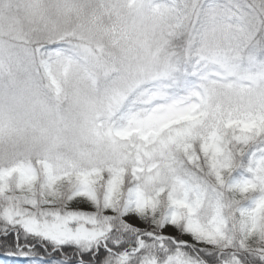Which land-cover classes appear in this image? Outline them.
Here are the masks:
<instances>
[{
    "label": "rangeland",
    "instance_id": "374dc122",
    "mask_svg": "<svg viewBox=\"0 0 264 264\" xmlns=\"http://www.w3.org/2000/svg\"><path fill=\"white\" fill-rule=\"evenodd\" d=\"M173 1L176 7L188 5L208 12L205 28L195 27L197 16L188 21L189 27L185 25L189 41L183 47L172 45L168 17L166 27L158 23L163 21L160 13L164 10L159 3L169 5L163 1L0 0V155L18 143L24 150L35 144H46L51 149L58 139L62 140L54 134L53 139L36 143L34 135L51 136L56 129L72 128L52 119L59 113L60 102L87 131L88 120L136 106L140 109L137 124L147 128L142 130L144 141L156 122L170 124L159 132L152 146L135 139L130 144L123 143L125 149L138 152L140 165L153 168L144 176V186H154L158 180L168 178L166 168H170L172 156L181 145L219 134L220 151L214 154L218 171L210 156H204L205 172L195 175V186L182 182L172 196L199 201L198 218L206 223L220 209L229 223L239 208L252 209L264 197V48L252 39L255 34L264 37V25H258L264 17V0H240L236 9L240 8L241 15L239 5L246 7L247 17L244 14L243 18L225 8L230 0ZM92 11L98 20H92ZM78 12L84 14L81 19ZM82 19L89 20L87 28L79 26ZM100 21L110 22V31L103 30ZM104 33H109L110 40ZM103 37L111 42L108 50ZM39 40L43 41L38 49L30 47ZM38 59L61 99L59 104L46 106L43 102L47 97L33 92L31 76L24 70ZM153 82L158 85L148 88ZM47 108L50 119L42 122L41 111ZM26 131L32 132V140L22 144L19 137ZM119 137L127 136L120 133ZM100 149L104 158L114 159L119 167L137 163L135 156L124 153L117 160L114 141L107 140ZM79 156L88 160L87 156ZM23 160L13 167L0 166V206L16 204L27 208L34 204L38 209L57 211L79 207L81 193L95 190L94 181L76 174L72 162L52 163L53 174L68 166L60 172L70 175L59 178L58 183L71 182L70 192L73 190L76 198L60 200L61 206L46 199L38 206V188L34 184L40 175L48 178V172L44 165L39 169L28 161L27 156ZM158 164L164 165L162 170H157ZM140 172L132 168L130 176ZM158 199V212H167L168 198L164 204L161 197ZM248 243L251 248L264 246L255 236Z\"/></svg>",
    "mask_w": 264,
    "mask_h": 264
},
{
    "label": "snow or ice",
    "instance_id": "6c2138e0",
    "mask_svg": "<svg viewBox=\"0 0 264 264\" xmlns=\"http://www.w3.org/2000/svg\"><path fill=\"white\" fill-rule=\"evenodd\" d=\"M80 199L88 206H0V264H264V246L248 243L255 236L264 245V197L231 223L223 209L202 222L190 197L170 195L158 212L156 201L131 187L123 193L116 179L102 199L92 191Z\"/></svg>",
    "mask_w": 264,
    "mask_h": 264
},
{
    "label": "trees",
    "instance_id": "16d2710c",
    "mask_svg": "<svg viewBox=\"0 0 264 264\" xmlns=\"http://www.w3.org/2000/svg\"><path fill=\"white\" fill-rule=\"evenodd\" d=\"M159 1L169 3L168 6L166 4L159 3L164 7V10L160 13V17L161 19H163V21H158V23L165 25V17H168L170 19V23H166V25L171 26L170 30L172 34H170V36L174 40L172 45L183 47L189 41V32L184 27L185 25H187L188 21H194L191 18L192 16L198 17L197 21L194 22L195 27L200 26L201 28H205L206 26H208L206 23L208 12H206V10L191 9L188 5H178L176 7V2H174L173 0ZM238 2H240V0H230L227 2V7L225 8L228 9V12L230 10L234 15L236 14L237 16H240V18H243L242 15L244 14L247 17L246 7L242 5H239L241 7L242 13L241 15H238L240 9H236V7H238ZM95 8H97V6H95ZM221 8L222 7H220V10H222ZM77 11H83V9H77ZM166 12L168 13L166 14ZM250 12L251 11L249 10L248 16ZM93 13L94 12L92 11V15L90 16L92 17V20H98V18H96ZM78 15L81 19L84 14L82 15L81 13H79ZM240 18H237L236 20L241 22ZM249 18L251 19V17ZM86 19H82L83 21L80 20L78 22L80 27L87 28V25L89 24L87 22H89V20ZM108 23L110 22L105 21L104 23H101L100 21V25H102L103 30H109ZM166 25L164 27H166ZM189 25H191V23H188V27ZM258 25H264V17L261 18V22L258 21ZM164 27H162V29ZM88 31H90V29ZM174 31L176 33L178 31V33L176 34L174 33ZM104 34L110 40L109 33ZM252 35L253 33L249 34V36ZM103 38L104 43L107 44L106 47H108V50L109 47L112 46L111 42L108 41L107 38ZM252 39H256L258 44L264 48V37L262 35L255 34L254 36H252ZM42 41L43 40H39L38 42L32 44L30 47H32L33 49H36L37 47L38 49V46H40V43ZM63 42L65 41L63 40ZM55 47L56 44L52 45L50 48ZM48 51L51 50L49 49ZM108 60L109 62H111L110 58ZM31 64L29 65V70L26 68L24 71H27L26 73L31 76L30 85L33 89V92L37 96L39 94L40 97L43 95L47 97L46 100L43 99V103L46 106H49V104L51 105L54 103L59 104L61 99L58 95H56V93H54V87H52L50 81H48L50 76L43 72L42 64L40 63L39 59L36 61V63L33 62L32 66ZM60 82L61 81L57 79L56 85L58 87H60L61 85ZM149 85L147 86L148 88H153L156 87L158 84L153 82L149 83ZM59 95L62 96V92ZM172 100L175 101L176 99L172 98ZM65 106L66 105H64V103L60 102L59 113L57 112V117L52 119L59 123L65 122L66 124H69L72 128H67L63 131H58L60 129H56V131L53 132L51 136L47 134L42 136L37 133L34 134L36 138V143H44L46 139H53L54 134L56 135V138L58 136L60 139H62H58L57 142L54 141L57 144L53 145L51 149H48L50 147H47L46 144H35L34 148L31 147L24 150L22 148L23 146H18V143L15 148L9 149L6 154L0 155L2 159H0V166L7 167L8 165L12 166V164H15L17 162H23L25 160H23L24 156H27V160L32 161L34 164H36L38 168L41 167V165H44L45 170L48 172V178L42 177L40 175V177L36 180V184H34V187L38 188V190H36L38 206L43 203L42 200L46 199L52 200L54 202L53 204L57 205L60 200H63V202H65L64 200L66 199H68L69 201H74V199L76 198L74 197L76 196V194L73 193V190L70 192L71 182L69 184L63 185H60L58 183L59 178L67 177L70 175L67 172H60L65 170V168H67L68 166L61 167V169L56 174H53L55 172L52 171V163H60L67 161L72 162V164L74 165H71V167L75 166L76 169L73 170L76 174L81 175L87 180L94 181L95 190L93 191L95 195L100 199L102 198L105 189L110 185L111 181L113 179H116L118 186L121 188V191L123 193H125L131 187L137 189L146 197H149L156 201L157 211H159V209L161 208L158 199L159 197H161V200L163 199L161 201V204H164V201L168 198V196H172L173 193L180 190L179 186L182 182H185L190 186H195L194 184H192V182H194L195 175L202 174L203 172H205L206 162L202 164V161L204 162L206 160L204 156H210L209 159L211 160V162H213L214 170L218 171L217 165L219 164H217L216 161L217 155L215 157L214 154H217V152L220 151L219 144L222 139L220 138L219 134H212L206 139H201L199 141L197 139H191L184 145H181L179 149L177 148L175 154L172 156L170 168L167 169L165 167L166 170L170 173L168 174V178L158 180L154 186H144L143 178L147 173L153 171V168L150 166L147 167V165H140V159H138L140 157H138V152L136 153L132 148L125 149L123 145L125 143L130 144L132 143V140L135 139L142 140L145 143V146H152L155 144L154 142L158 137L159 132L170 124L168 122L162 123V121H160L159 123L156 122L155 127H151V131L147 140L144 141L142 130H145L147 128L145 126L142 127L141 124H137V122L139 121V107L131 106L127 108H122L118 112H115L111 115H98L97 117L87 121L89 126L87 131L84 128V125H81V122L71 118L67 114V107ZM44 111L47 113V115H45ZM49 112L50 111L48 110V108L45 110L43 109L41 111L42 122H46L48 118L50 119V117H48V115L50 114ZM120 133L126 135V139L120 138ZM31 135L32 132L30 131L24 132L23 135L19 137V139H21L20 141L22 142V144L24 141L30 143L32 140ZM107 140L114 141L117 144L118 153L115 155L117 160L118 157L127 154L135 156L137 163L136 161L131 162V164L124 163L119 167L115 164L114 159L113 161H111L110 159L107 160V157L104 158L100 147H102L107 142ZM6 155L9 156L6 157ZM79 155H81L82 157L87 156L88 160L83 161V159H81ZM89 159L91 160L89 161ZM199 165H201L200 168L198 167ZM159 166L160 167L157 170H162L164 167L163 164ZM132 168H134L135 170L140 169L141 172L135 173L133 176H130V169ZM67 195L68 198L66 197ZM78 201L83 203L85 207L88 206L87 203L82 199L78 198ZM61 204L58 205L61 206ZM163 207L164 205H162V208ZM55 208L53 209L55 210ZM61 210H63V207Z\"/></svg>",
    "mask_w": 264,
    "mask_h": 264
}]
</instances>
